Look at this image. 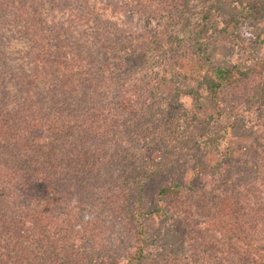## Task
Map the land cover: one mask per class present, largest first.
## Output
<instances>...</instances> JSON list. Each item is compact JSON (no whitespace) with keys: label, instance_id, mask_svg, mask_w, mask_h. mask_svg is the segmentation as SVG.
I'll return each mask as SVG.
<instances>
[{"label":"trees","instance_id":"16d2710c","mask_svg":"<svg viewBox=\"0 0 264 264\" xmlns=\"http://www.w3.org/2000/svg\"><path fill=\"white\" fill-rule=\"evenodd\" d=\"M37 4L0 0V264H117L114 256L125 236L121 228L131 230L130 258L141 260L146 213L140 198L123 193L118 179L109 187L93 184L92 177L116 162L111 149L121 143L123 114L136 113L142 95L133 93L127 104L131 90L115 74L120 63L106 75L97 70L106 57L100 52L94 72L100 94L87 93L79 106L83 112L60 107L64 101L65 108L73 106L72 89L60 80L50 95L41 88L44 37L32 13ZM56 39L53 33L51 42ZM51 52L57 78L59 64ZM126 54L117 53L115 60L124 61ZM261 72L264 76V58L249 67L209 64L199 83L217 115H230L258 99L263 106L264 81H251ZM251 123L259 128L251 145L259 158L219 174L208 191L206 183L197 188L179 182L158 191L152 213L165 216L173 205L182 216L190 255L180 264H264V123ZM231 125L234 118L226 127ZM152 168L145 165L142 172H158Z\"/></svg>","mask_w":264,"mask_h":264},{"label":"rangeland","instance_id":"374dc122","mask_svg":"<svg viewBox=\"0 0 264 264\" xmlns=\"http://www.w3.org/2000/svg\"><path fill=\"white\" fill-rule=\"evenodd\" d=\"M27 2L38 3L32 13L37 14L39 24L35 27L44 37L41 88L50 95L60 80L72 89L68 96L73 106L65 108L64 101L60 107L83 112L79 106L81 102L85 105L87 93L100 94L94 87V72L103 69L112 76L115 61L121 65L115 74L131 90L127 104L130 106L133 93L142 95L136 103L137 112L126 110L123 114L118 128L121 143L111 149L116 162L100 177H92L93 184L109 187H116L120 180L119 189L139 197L146 213L142 219L143 259L130 258L131 230L121 228L119 233L125 236L114 256L117 264H180L190 255L182 216L173 205L165 216L153 214L157 194L174 182L197 188L206 183L208 191L216 186L219 174L235 172L251 156L259 158L251 150L259 128H252L251 121L264 123L261 100L253 107L231 109L230 115H217L215 102L199 82L209 64L249 67L264 58V0ZM53 33L58 39L51 42ZM91 47L99 52H92ZM49 51L59 64L61 76L57 78ZM124 51L125 60L117 62L116 54ZM79 52L84 53L80 54L84 60L78 57ZM100 52L106 57L100 59L101 67L96 70L95 57ZM260 75L252 83H263L262 72ZM230 118L235 125L226 127ZM148 164L158 172L145 175L142 170ZM100 259L98 256L97 262Z\"/></svg>","mask_w":264,"mask_h":264}]
</instances>
